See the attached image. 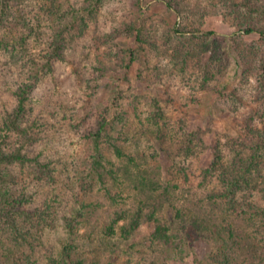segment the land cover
<instances>
[{
  "label": "trees",
  "instance_id": "1",
  "mask_svg": "<svg viewBox=\"0 0 264 264\" xmlns=\"http://www.w3.org/2000/svg\"><path fill=\"white\" fill-rule=\"evenodd\" d=\"M108 1L84 0L80 11L63 10L53 4L45 8L55 23L45 62L38 66L35 62L33 75L52 73V64L65 61L73 36L84 35L94 13ZM149 1L163 5L165 11L159 16H146ZM130 3L126 16L112 20L111 30L95 32L97 49L103 45L108 54L106 61L97 59V79H116L126 85L125 89L116 88L110 105L95 119L96 127L85 134L94 153L87 161L82 184L89 186L94 179L93 186L103 192L110 205L101 222V235L128 240L144 223H153V231L134 253L138 259L135 264H166L172 254L188 257L200 241L211 244L214 251L207 259L192 264H264V124L259 127L256 115L250 113L243 120V135L217 140L213 159L199 173V186L206 188L200 195L189 180L187 158L199 156L206 131H187L185 121L172 120L166 110L172 88H188L191 96L213 92L219 102L231 99L232 95L225 92V81L230 78L232 62L242 70L243 78L255 76L264 91V0H214L211 7L202 5L201 0ZM9 4L10 0H0L2 28L8 24L5 17ZM174 16L179 20L173 22ZM218 19L237 30L229 35L219 33L213 29ZM123 37L126 47L116 42ZM6 38H0L4 46ZM171 47L175 53H169ZM133 79L160 85L168 96L163 99L137 93ZM26 94L27 90L18 94V109L6 113L0 121V264H45L39 245L28 234L34 228L43 231L49 215L37 209L23 211L26 200L11 186L12 170L31 168V163L41 177L52 176L51 161L44 162L40 154L31 157L24 151L32 138L31 127L36 125L32 122L31 127H24ZM12 136L23 141L16 146ZM141 144L145 146L140 150ZM152 150L156 156L161 153L167 157L171 165L165 180L149 173L153 176L147 183L150 195L139 199L141 194L118 174L125 167L139 179L147 171L143 172L138 163ZM85 215L82 205L63 218L70 242L63 245L59 256L49 259V264H82L76 238Z\"/></svg>",
  "mask_w": 264,
  "mask_h": 264
},
{
  "label": "rangeland",
  "instance_id": "2",
  "mask_svg": "<svg viewBox=\"0 0 264 264\" xmlns=\"http://www.w3.org/2000/svg\"><path fill=\"white\" fill-rule=\"evenodd\" d=\"M190 1L195 3V0ZM213 1L201 0L205 7H211ZM83 2L84 0H10V9L5 17V23L8 24L6 28L0 27V38L7 37L5 46L0 43V121L6 113L12 114L18 109V94L27 90L24 106L28 113L24 127H31L32 122L36 125L31 127L32 138L24 151L31 157L40 154L42 161L52 162L49 166L52 176H47L48 179L35 171V163H31V168H14L11 186L23 201L26 200L21 208L23 211L30 213L37 209L38 212L49 215L43 231L34 228L30 229L31 235L28 234L30 240L39 245L38 252L45 264L50 263V258L59 256L63 245L70 242L63 218L73 215L75 209L82 205L86 215L81 221L82 226L76 238L79 244L78 258L82 264H109L111 261L113 264H135L138 259L134 253L153 231L154 224L144 223L128 240L120 236L103 237L101 222L108 215L110 205L103 198V192L93 186L94 179L89 186L82 184L85 180L81 181L87 173L85 169L89 156L94 153L91 141L85 134L87 130L96 127L95 119L110 105L115 90L119 87L126 88V85L116 79H97V59L106 61L108 54L103 45L100 50L97 49L98 38L96 40L95 32L98 29L102 32L111 30L113 19L118 21L127 15L126 7L131 4L130 0H109L98 8L89 21L90 26L84 31L85 34L73 36L65 61L52 64V73L40 72L37 76L33 75L35 62L36 66L37 63L45 62L44 56L48 51L55 23L53 15L44 9L53 4L63 10L72 11L74 8L80 11ZM164 11L163 5L152 1L145 6L146 16H159ZM178 20L175 16L172 18L173 22ZM213 29L228 35L237 30L219 19L213 23ZM125 41L124 37L116 40L123 47L127 46ZM169 53H175V49L171 47ZM249 56L251 54L247 53V57ZM119 75L123 73L120 72ZM243 75L242 70L232 62L228 71L230 78L225 81V92L232 96L226 102H219L218 95L213 92L191 96L188 88H172L170 98H167L169 101L166 110L172 120H184L189 132H196L198 129L206 131L202 136L204 147L199 156L187 158L188 165L190 164L189 180L200 195H204L206 188L199 186L202 183L199 173L213 159L212 148L217 140L224 141L228 137L236 139L240 133L243 135V120L250 113L256 115L259 127L264 124V91L259 88L255 76L243 78ZM132 82L137 93L163 99L168 96L160 85L150 86L139 83L136 79ZM90 85L97 87L90 89ZM11 140L17 146L23 138L12 136ZM143 146L145 145L141 144L140 150ZM146 154V158L138 165L147 173L142 174L139 179L136 180L133 171L125 170V167H121L118 174L120 180H125L141 194L139 199L150 195L147 183L153 176L149 173L165 180L171 165L161 153L156 156L152 150ZM147 165L154 169L151 171ZM168 209L165 210L166 216H169ZM213 251L211 244L196 242L188 257L172 254L166 264H192L207 259ZM129 253H133V256L130 257ZM129 258L132 259L131 262H128Z\"/></svg>",
  "mask_w": 264,
  "mask_h": 264
}]
</instances>
